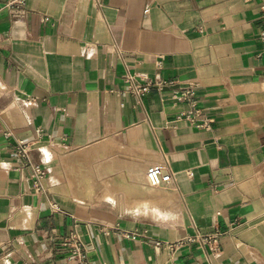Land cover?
I'll use <instances>...</instances> for the list:
<instances>
[{
	"label": "crops",
	"instance_id": "0c3cea01",
	"mask_svg": "<svg viewBox=\"0 0 264 264\" xmlns=\"http://www.w3.org/2000/svg\"><path fill=\"white\" fill-rule=\"evenodd\" d=\"M4 3L0 264H67L74 233L90 264H264V0ZM127 73L167 84L138 98ZM16 140L44 163L42 191ZM159 163L176 186L141 197ZM216 226L218 253L197 238Z\"/></svg>",
	"mask_w": 264,
	"mask_h": 264
},
{
	"label": "built area",
	"instance_id": "2783aa9c",
	"mask_svg": "<svg viewBox=\"0 0 264 264\" xmlns=\"http://www.w3.org/2000/svg\"><path fill=\"white\" fill-rule=\"evenodd\" d=\"M27 0H5L4 9L9 13L22 12L25 10ZM149 12V9H145V13ZM5 41L0 35V50L4 48ZM124 84L126 85V91L138 98L144 96L154 87H161L167 84L162 79L155 78H139L136 75H132L127 73L123 77ZM183 101L188 102L191 105L190 115L193 119L198 118L200 112L196 109L195 101H194V93L189 90L185 93ZM6 137L12 136L11 132H7L5 134ZM15 153L17 158L22 161V167L24 169H30L31 171V179L34 183V187L36 192L42 191V180L46 175V167L43 162L40 164H35L31 160L30 153L32 151L31 144L24 140H16L15 144ZM146 179L148 184L151 186L172 190L174 186H176V178L174 173L169 169L167 164H154L150 166L146 171ZM103 232L104 230H99ZM227 233L222 232L219 227H215L213 232L208 236H198L202 242L207 241L213 243L215 248L214 252L218 253L221 250L220 239L226 235ZM203 239V240H202ZM187 242H192V238H188ZM184 242H177L175 244H163L158 241L156 247L168 249L173 251L176 247L182 245ZM64 248L67 250V254L65 256L67 264H90V260L88 257V251L85 246V243L81 240L80 236L76 233L71 234L66 237L63 242Z\"/></svg>",
	"mask_w": 264,
	"mask_h": 264
},
{
	"label": "bare ground",
	"instance_id": "6f19581e",
	"mask_svg": "<svg viewBox=\"0 0 264 264\" xmlns=\"http://www.w3.org/2000/svg\"><path fill=\"white\" fill-rule=\"evenodd\" d=\"M101 146V145H100ZM103 147V146H102ZM109 149V148H108ZM105 150V149H104ZM98 151V150H97ZM101 151V150H99ZM94 157V156H93ZM74 173L76 174V176L78 177V182L80 184H83V186L85 185L87 187V194L90 195L93 193V186L91 185V176L90 178H84L81 175L82 173V170H76L74 171ZM101 179V178H100ZM138 180L141 182L139 185H138V188H140V192H139V195H141V197H145V196H151V195H154L156 193H162L161 191L159 190H165V189H160V188H157V187H154V186H151L150 184H148L147 182V179H146V175L145 173H141L139 174V178ZM81 187V186H80ZM84 188V187H83ZM81 190V189H80ZM155 196V195H154ZM159 196V195H158Z\"/></svg>",
	"mask_w": 264,
	"mask_h": 264
},
{
	"label": "rangeland",
	"instance_id": "374dc122",
	"mask_svg": "<svg viewBox=\"0 0 264 264\" xmlns=\"http://www.w3.org/2000/svg\"><path fill=\"white\" fill-rule=\"evenodd\" d=\"M105 148L104 147H102V145L100 146H96V147H92V148H90L88 151L90 152H92V153H94V152H96V154H115V152L112 150H109L108 148H106L105 150H104ZM98 150V151H97ZM99 150H101V151H99ZM47 153L48 154H51L50 153V151H48L47 150ZM81 154H87V153H81ZM81 176V175H80ZM82 176H86V177H88V176H90L89 174H86V173H84V175H82Z\"/></svg>",
	"mask_w": 264,
	"mask_h": 264
}]
</instances>
